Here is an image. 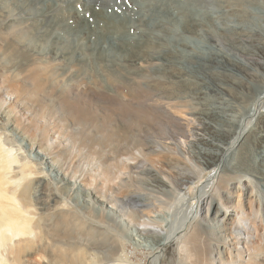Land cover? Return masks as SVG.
<instances>
[{
  "label": "bare ground",
  "instance_id": "bare-ground-1",
  "mask_svg": "<svg viewBox=\"0 0 264 264\" xmlns=\"http://www.w3.org/2000/svg\"><path fill=\"white\" fill-rule=\"evenodd\" d=\"M36 1L0 0V11L16 5L29 14L20 23L25 31L4 26L15 38L1 33L0 67L17 79L29 63L18 59L21 52L33 48L58 61L70 79L86 72L102 79L109 94L119 81L147 75L157 111L182 129L163 141L148 130L139 138L165 167L133 166L150 192L115 199L120 210L132 207L124 219L101 192L69 179L45 144L28 138L31 128L14 126L13 112L0 107V264H161L176 243L206 264H244L247 254L264 264V243L251 253L239 234L249 233L242 220H254L255 211L264 222V0H80L63 17L64 0H41L47 5L35 11ZM135 142L128 138L126 148ZM209 172L194 208L190 187ZM50 177L56 183L45 192L55 202L41 208L32 195L39 178ZM145 211L157 216L139 223Z\"/></svg>",
  "mask_w": 264,
  "mask_h": 264
},
{
  "label": "rangeland",
  "instance_id": "rangeland-1",
  "mask_svg": "<svg viewBox=\"0 0 264 264\" xmlns=\"http://www.w3.org/2000/svg\"><path fill=\"white\" fill-rule=\"evenodd\" d=\"M64 1L60 17L68 14L70 8L80 0ZM46 5L41 0H37L35 4L30 2L31 8L35 11L44 8ZM11 15H13V18H11ZM28 15L24 6L11 5L7 12L0 11V50L4 44L1 33L9 40L15 38L11 31L5 30L4 26L14 27V29L21 27L23 29L20 23ZM23 30L25 31V29ZM38 42H42V40H38ZM68 42L72 45L73 39L68 37ZM50 43L51 41L48 40L38 45L45 48ZM21 54L23 56L21 55L18 59H22V61L27 59L29 62L25 65V68L23 65L21 66L23 68H20L22 70L19 69L20 71L24 69V75L18 70L17 79H15L11 76L9 67H0V107H7L13 112V125L21 128H24L25 125V133L28 131L27 128H31L26 134L29 136L28 138L30 139L31 134L32 136L34 134L37 141H40L43 145L45 144L48 156L52 157V160H60L61 170L69 179L83 183L84 188L101 192L100 195L110 200H108L109 206H116L112 205L115 199L125 198L126 193L133 190L143 194L149 193V190H145L144 186L138 183L141 178L138 174L140 168L136 169L133 166L143 163V165L163 169L165 167L163 163L165 164V162L163 158L146 154L143 146L139 145V138H144L145 135L150 133L148 135L152 139L163 141L164 137L170 134L171 131L179 133L182 129L176 118L171 119L170 116L157 111L159 110L156 107L158 100L152 90L148 88L149 77L147 75L138 77L132 83L121 80L116 85V91L113 92L116 94H109L111 91L108 90V84L104 83L102 79L91 78L88 72L80 77L70 79L68 73L60 70V63L49 55L37 52L33 48L24 49ZM21 75L30 79L28 85H26L27 87L24 86L27 89L21 88L23 87ZM89 81L96 84L95 88L90 86ZM24 90L25 93H22ZM108 137H111L112 140ZM102 138L104 140L107 138V141ZM128 138L136 139L135 145L129 149L126 148ZM119 139L122 142L127 140V142H124L122 147H118L117 152H112L113 149L119 146L118 144L122 145V142L117 141ZM111 144L114 147H111ZM140 144L142 143L140 142ZM147 162L151 163L147 164ZM191 166L195 171H200L193 162H191ZM210 174L211 172L203 180L190 187L191 203H193L194 208L199 206L197 199L199 189ZM39 179L41 181L38 182L37 192L33 193L32 196L33 198L36 196L35 199L40 203L41 208L45 205L53 207L55 201L52 197H46L48 192L45 191L48 190V186L50 189L56 181L51 177L50 180ZM141 180L144 179L141 178ZM48 183L49 185L45 188V184ZM234 189L236 190V187ZM42 203H45V205ZM68 204L70 206L72 202H68ZM125 204L121 207L128 206L127 208L124 207L126 210H120L117 206L113 208L120 217L127 214V216H123L124 219L129 218V212L132 209L128 204ZM64 208H67V206ZM150 214L151 216L156 215L152 211H145L144 214L139 213V223L147 220ZM240 216H243V213ZM261 217V212L255 211L252 216V218H255V223H252L254 220L250 218L242 220L245 227H249V233L241 230L239 234L246 239L243 244L253 247L251 253L257 251L252 246L253 244L264 243V222ZM188 252L186 253L184 248L182 250L180 245L177 246V243L167 246L166 250L163 251L164 254L162 253L161 264H194V262L195 264H206L202 262V259L196 260L193 252L192 254L190 250ZM233 254H236V252ZM228 257L227 260L238 258L229 255ZM241 258V261L244 260V264L250 260H259L257 262L262 264L259 257L255 259L247 254L242 255ZM37 260L44 263L46 261L44 259Z\"/></svg>",
  "mask_w": 264,
  "mask_h": 264
}]
</instances>
